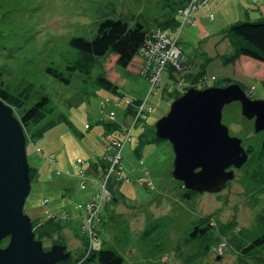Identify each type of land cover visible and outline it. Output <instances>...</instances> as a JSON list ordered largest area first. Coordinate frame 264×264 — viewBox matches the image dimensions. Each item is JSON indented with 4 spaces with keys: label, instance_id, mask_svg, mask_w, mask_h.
<instances>
[{
    "label": "rangeland",
    "instance_id": "obj_1",
    "mask_svg": "<svg viewBox=\"0 0 264 264\" xmlns=\"http://www.w3.org/2000/svg\"><path fill=\"white\" fill-rule=\"evenodd\" d=\"M208 1L214 22L212 26L209 23L213 20H200L199 23L206 32L214 28L215 32L220 30L219 34L203 39L195 29L198 25L183 27L178 37L183 53L179 63L189 56L193 63L184 70L180 66V71L166 69L156 93L148 99V105L154 108L153 114L147 122L142 121L133 129L125 144L123 159L116 168V172L128 176L130 183H119L115 179L118 174L114 173L107 181L106 192L102 193L109 146L117 139L116 133L123 132V129L108 133L106 123L101 121V104H116L121 95L130 99L145 97L146 80L116 67L114 55L98 58L88 74L73 72L69 84L47 75L45 68L67 73L65 67L76 58L69 40L72 37L92 39L98 24L105 19L122 20L128 24L140 20L147 27L155 26V20L169 13L181 20L176 11L183 0H0V48H4L0 54V79L13 84L19 91H27L20 112L43 95L49 98L52 108L43 120L26 131L29 136L27 162L41 171L31 182L24 211L32 219L45 218L46 214L51 218L61 215L58 219L67 226L68 214L50 212L60 202L59 192L64 183L62 175L65 174L59 172V178L53 175L54 165L44 159L49 155L55 156L61 171L69 172V169L77 180L70 186L71 197L62 203L69 204L74 213L76 201L85 204L81 210L77 208L85 222L82 230L85 242L81 243L82 218L78 214L71 227L73 236H77L70 241L69 228L62 231L67 240L59 242L67 247L70 258L60 264H79L91 246L95 250L110 248L116 251L123 258L122 264H192L193 261L234 264L236 261L228 236L220 235L219 245L216 244L215 228L209 229L200 240L190 239L189 233L200 219L207 217L211 227L234 220L237 223L235 231L252 228L264 195L258 196L256 202L246 197L240 183L241 168L235 172L227 189L187 200L182 198L183 188L171 176L174 157L168 142L147 144L140 149L139 155L134 152L139 137L154 130L155 123L169 111L174 97L181 95L183 86L190 84L185 73L196 74L205 69L204 81L195 85L196 89L223 87L225 79H231L247 89L252 99H264V65L256 63L246 70L242 59L226 65L221 60V56L232 52V46L223 38L222 31L235 22H255L264 17L258 11V7L264 4L261 0ZM242 5L247 7V14ZM194 13L197 18H202L208 11L200 8ZM99 75L114 82L120 95L97 85L95 80ZM122 81H125L124 85ZM122 108L120 103L106 111L115 112V122L127 124L129 121L125 120ZM222 123L228 127L231 136L242 140L244 147L257 143L258 137L249 130L250 123L241 116L237 103L223 109ZM37 132L43 134L32 137ZM37 150H42L43 154ZM76 159H80L85 168L81 172ZM137 180H148L151 184H138ZM113 188H118L125 200L117 194L116 201L111 200ZM104 197L106 199H102ZM44 200H48L46 205ZM92 222L100 233L87 240L85 238L91 236ZM43 242V248L50 247V240ZM199 243L212 249L209 248L205 257L186 263V259L193 257L194 248L198 249Z\"/></svg>",
    "mask_w": 264,
    "mask_h": 264
},
{
    "label": "water",
    "instance_id": "obj_2",
    "mask_svg": "<svg viewBox=\"0 0 264 264\" xmlns=\"http://www.w3.org/2000/svg\"><path fill=\"white\" fill-rule=\"evenodd\" d=\"M238 102L241 115L253 121L254 133L264 131V100H251L236 83L203 90L189 88L155 123V136L173 150L172 178L190 192L219 193L234 178L248 154L241 139L222 123L224 106ZM26 140L12 108L0 99V264H56L69 253L61 245L45 251L35 239L24 204L30 192Z\"/></svg>",
    "mask_w": 264,
    "mask_h": 264
},
{
    "label": "trees",
    "instance_id": "obj_3",
    "mask_svg": "<svg viewBox=\"0 0 264 264\" xmlns=\"http://www.w3.org/2000/svg\"><path fill=\"white\" fill-rule=\"evenodd\" d=\"M187 1L188 0H183V2H181L183 3L182 5ZM178 25V20L174 15L169 13L155 20L154 27L161 31L171 32L175 30ZM149 30L150 27H147L140 20H135L132 24H128L122 20L105 19L98 24L96 34L92 39L72 37L69 40L70 47L76 51V58L71 64L65 67L67 73L52 67L45 68V73L64 84H69L73 72L77 71L88 74L90 69L96 64L98 58L109 55H114L116 67L126 69L137 56L139 48L144 42V38ZM222 36L228 39L232 46V52L228 56H221L223 64H235L238 59L243 57L249 63L248 66L243 69L248 70L249 67L256 63L264 65V17L258 18L255 22H235L222 31ZM2 50H4L3 47L0 48V54H2ZM167 68H169V66ZM170 68L175 70L174 67ZM204 73V69L196 74L187 73L185 74V79L189 80L191 86H194L199 79H203ZM231 81V79H225L226 85L231 83ZM95 83L115 94L119 89L114 82H111L103 75H99ZM242 89L245 90L244 87H242ZM180 96V94L175 96L174 100ZM0 99L13 109L14 115L23 128L26 143L27 139H29L28 134H26L27 129L43 120L52 110L49 98L43 95L28 109L20 112V109L27 99V91H19L13 84L4 83L1 79ZM237 105L240 112L239 104L237 103ZM248 122L250 123L249 130H252V124L250 121ZM116 127V125H106L108 132L115 130ZM42 134L43 132H37L34 133L32 137H40ZM257 137L258 139L255 145L249 144L246 146V151L249 155L248 160L241 167V171L239 172L240 183L244 193L246 197L253 202H256L258 196L264 195V133L258 134ZM161 142L163 141L157 139L154 136V130H152L139 137L138 148L134 152L139 155V151L143 146ZM39 151L43 154L42 150ZM51 156L53 155H49V157ZM36 174V168L29 166L31 182L36 179ZM178 184L183 188L180 182H178ZM183 190V199L191 200L197 196V194L186 191L184 188ZM114 200L116 199L114 198ZM60 216L61 215H58V218ZM58 218H30L35 239L42 243H44V240H50V247L55 244L62 245L59 241H62L61 232L63 225L61 224V219L59 220ZM208 219V217L200 219L198 222L199 224L194 226L189 233L190 239L200 240V238L207 235L209 229L215 228L217 230L216 244L219 245L220 235L223 234L228 236L230 245L233 246L232 249L236 253V261L234 264H264V202L260 203L254 225L250 230L239 229L235 231L237 223L234 220L225 224L219 223L218 226L211 227V223H209ZM6 243L7 239L1 242V247H4ZM50 247L44 248V250L47 251ZM209 248L212 249L211 246H203L199 243L198 249L194 248L193 257L186 259L185 262L189 263L191 259L205 257ZM60 263L58 262L56 264ZM85 263L122 264L123 258L119 253L110 248L93 250ZM192 264L199 263L193 261Z\"/></svg>",
    "mask_w": 264,
    "mask_h": 264
},
{
    "label": "built area",
    "instance_id": "obj_4",
    "mask_svg": "<svg viewBox=\"0 0 264 264\" xmlns=\"http://www.w3.org/2000/svg\"><path fill=\"white\" fill-rule=\"evenodd\" d=\"M198 6L206 7V0H191L185 9L179 11V14L185 21L190 12ZM176 37L177 33H175L173 36H167L159 31H155L144 39V42L139 48V53L145 61L143 73L146 75L147 81L149 83V92L152 91L159 83L161 74L165 67L168 65H174L176 63V60L179 56V50L176 46ZM151 110L152 109L150 107L145 106V102H142L136 108L134 121L143 119L147 113L151 112ZM109 118H112V113L109 114ZM127 137L128 132L125 133V139ZM122 147L123 143L117 140H113L109 146L111 154L108 157V167L107 170H105L106 173L104 175L105 180L102 185V193L106 192L105 185L112 174L117 173L118 175H116V178L118 180L121 179L120 172H116V168L120 163ZM106 197L102 199H106ZM88 221H91V217ZM90 226L92 231H89V234L91 235L88 238L89 240L92 236L95 238L94 222H92Z\"/></svg>",
    "mask_w": 264,
    "mask_h": 264
},
{
    "label": "crops",
    "instance_id": "obj_5",
    "mask_svg": "<svg viewBox=\"0 0 264 264\" xmlns=\"http://www.w3.org/2000/svg\"><path fill=\"white\" fill-rule=\"evenodd\" d=\"M242 1V0H241ZM240 1V2H241ZM248 1V0H247ZM239 2V3H240ZM261 2H262V4H264V0H261ZM242 7L243 8H245L243 5H242ZM246 9V10H245ZM243 11L247 14V7L245 8ZM247 11V12H246ZM258 11L264 16V6H260V7H258ZM209 12L211 13V11H210V9H209ZM213 14V13H212ZM192 18H197L196 17V14L195 13H193L192 14V17H191V19ZM198 19V29H197V27L195 28L197 31H198V36L200 37V38H203V39H206V37H208V38H211L212 36H215L216 34H219V32H220V30H217V32H215V30H214V28H209L208 30H207V32H206V29H203V27L202 26H200V23H199V21L200 20H203L204 22H205V20H209V21H211L209 18H208V16H207V14L204 16V17H202V18H197ZM208 22V21H207ZM213 22H214V20L211 22V23H209V24H211V26H212V24H213ZM189 26V25H188ZM152 28H154V26H150V29H152ZM213 31V32H212ZM215 32V33H214ZM183 53L181 52V55H182ZM115 58V57H114ZM240 59H242L243 61H242V65L243 66H248V61H246L245 60V58H243V57H241ZM239 60V59H238ZM192 63H193V61H192V58H191V56H189L188 57V59H184V60H182L181 61V66H182V70H184V69H188L191 65H192ZM140 65H141V61H140V59L139 58H135L132 62H131V64L126 68V70L128 71V72H130V73H132V74H134V75H136V76H140V74H139V72H140ZM205 70V69H204ZM185 74H187V73H185ZM184 74V75H185ZM141 77V76H140ZM121 83H123L122 85H124V83H125V81H122ZM139 99V98H138ZM126 109L125 108H122V112H124ZM114 131V130H113ZM113 131H111V132H113ZM110 132V133H111ZM109 133V132H108ZM116 134H118V137H119V132H117ZM36 168V167H35ZM84 168V167H83ZM85 169V168H84ZM94 169H97L96 167L94 168ZM36 170H37V173H38V176H39V173H40V171H41V169H38V168H36ZM47 170V169H46ZM68 171H69V174L68 175H62L64 178H63V186L61 187V189H60V192H59V194H60V197H59V201L60 202H58V204H57V206L56 207H54V209L52 208V211H50V212H54V213H61V214H68V218L69 219H67L66 220V222H67V226L65 227V226H63V229H62V231L64 232V230L66 229V228H69V230H70V232H71V235H70V237H69V240L71 241V240H73V238L72 237H76V236H73V234H72V231H71V227L73 226V219H75L76 217H77V215L78 214H80V209L78 210L77 209V206L80 204L79 202H77L76 200H75V198H74V200L76 201V209L74 208V211H75V213L71 210V207H70V205L69 204H63L62 203V201H64L65 199H67L68 197H71V194H70V186H72V184H73V182H75L76 181V183H77V180L75 179V174L74 173H71L70 172V170L68 169ZM61 176V177H62ZM35 177H37V174H36V176ZM112 190H114V191H112L113 192V198H115L116 199V194L118 195L117 197H119V198H122V199H124V197L121 195V193L118 191V188H113ZM125 200V199H124ZM114 201H116V200H114ZM74 213V214H73ZM63 232H62V234H61V239L62 240H67L64 236H63ZM80 234H81V232H80ZM81 240H82V235H81ZM83 241H81V243H82ZM103 242V241H102ZM101 242V243H102ZM104 243V242H103Z\"/></svg>",
    "mask_w": 264,
    "mask_h": 264
},
{
    "label": "flooded vegetation",
    "instance_id": "obj_6",
    "mask_svg": "<svg viewBox=\"0 0 264 264\" xmlns=\"http://www.w3.org/2000/svg\"><path fill=\"white\" fill-rule=\"evenodd\" d=\"M263 146H264V143H263ZM246 148V147H245ZM230 184V183H229ZM229 184H227V187L229 186Z\"/></svg>",
    "mask_w": 264,
    "mask_h": 264
}]
</instances>
